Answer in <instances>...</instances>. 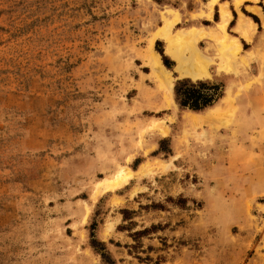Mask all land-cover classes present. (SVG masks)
<instances>
[{
  "label": "rangeland",
  "instance_id": "rangeland-1",
  "mask_svg": "<svg viewBox=\"0 0 264 264\" xmlns=\"http://www.w3.org/2000/svg\"><path fill=\"white\" fill-rule=\"evenodd\" d=\"M217 2L0 0V264H264V206L227 199L197 154L222 141L218 130L185 116L178 135L181 78L234 79L218 110L206 111L214 129L235 132L240 99L253 87L264 92L263 11L245 9L261 27L240 14L253 23L243 53L235 28L227 38L216 24L195 28ZM218 9L220 20L229 9ZM192 51L206 65L200 79L177 71ZM154 53L169 87L152 73ZM251 138L264 139V130ZM171 146L172 157L160 153Z\"/></svg>",
  "mask_w": 264,
  "mask_h": 264
},
{
  "label": "crops",
  "instance_id": "crops-1",
  "mask_svg": "<svg viewBox=\"0 0 264 264\" xmlns=\"http://www.w3.org/2000/svg\"><path fill=\"white\" fill-rule=\"evenodd\" d=\"M202 1L203 4L205 5L206 2H209L210 0L207 1L202 0ZM253 1L254 0H239L240 4L241 2H243L241 5L239 4L240 6L239 5L236 6V2L238 1H235V7L239 6L238 8H235L232 0H218V2L212 7L211 19H208L206 17L203 18L199 17L194 23L195 28L197 29L201 28L206 32L214 28L215 24L219 22V18L215 20L214 15L217 12V16L219 17L218 8L219 6L226 3L227 8L229 9L230 12L226 9H224L223 11H226L230 15V19H231L228 20V22L229 21L230 22L226 30L232 31L239 24H242L243 29L246 32V37L240 35H238L240 38L236 35H230V36L238 38L243 53L248 52L250 48H246L249 46V43L246 42L249 40V35L246 30V23L249 25L250 28H253L254 22L250 17L246 16L243 13V11H245L247 7L249 8L258 7L262 10L260 4H258V6H255L251 3ZM258 1L259 3L263 2V0H258ZM198 11L199 9L196 8V10H194V12H190V14H194V13L198 14L199 13ZM221 13H220V17H221ZM240 14L250 19L253 23L250 20H245V21L241 20ZM253 15L259 19L257 15L255 14ZM254 24L257 25L256 23ZM260 27H261V22H260ZM236 42L239 44L237 40ZM216 75L217 74L214 71L212 72L211 70L210 76L213 79L215 78ZM175 78L180 79L178 78V76H176ZM212 78H207L204 80H209ZM184 79H188V78H184ZM232 82H234L233 78L228 80V83L224 84V88H223L224 94L227 85ZM253 88L254 89H252V91L254 90L255 92H251L249 97H244L240 99L241 103L239 104V110L235 115V122H237L238 124V127L235 129V132H233V128L230 125H227L226 127H219L217 129H214L211 126L213 123L216 124V118L214 116H208L209 118L207 119V121L209 123L204 122L206 111L207 110H211L213 112L217 111L218 110L217 107L218 105L221 104L220 101L224 97L223 95L222 98L213 107H210L204 111L192 112L185 109L180 110L181 114H180V119L178 121V135L181 132V127L186 123L185 119H183L185 118V116H194L195 120H197L199 123L204 125L203 127L206 133H211V131L216 132V130H218V134L220 138H222V141L221 140L218 141L215 139L214 141H212L210 146L207 147L200 146L197 154L200 153L201 155L203 154L204 156H206V158L208 157L206 159V161L208 162V169L214 167L211 170H214V172L216 173L215 177L216 180L218 181V184H216V186L218 185L226 186L224 196H226L227 199L234 200L237 199L238 196H240L239 198H243V199L246 198L249 200L253 199L255 200L256 205L262 207L264 206V139L261 140L259 139L256 141L255 144L252 145L251 137L253 135V132L257 131V129H260L261 131L264 130V92H261V89L259 87H253ZM262 89H264V84ZM199 132L200 131L196 130V134H200ZM170 150L172 155H169L168 157H172L173 153L175 152L173 146L170 147ZM194 150H196V148H194ZM194 150L193 153H195ZM177 151L179 154H181L182 149H177ZM237 153L242 154L241 160L237 158ZM183 157L184 155L182 156V158ZM180 159L181 156L179 155L176 162L180 163ZM237 192H239L240 194H238Z\"/></svg>",
  "mask_w": 264,
  "mask_h": 264
},
{
  "label": "trees",
  "instance_id": "trees-1",
  "mask_svg": "<svg viewBox=\"0 0 264 264\" xmlns=\"http://www.w3.org/2000/svg\"><path fill=\"white\" fill-rule=\"evenodd\" d=\"M260 6L262 7V11L264 13V6L260 3ZM243 13L250 17L254 23H256L260 27V21L259 19L252 15L248 14L245 11ZM235 15V14H234ZM214 19L217 20V12L214 15ZM160 42H156V51L159 53L162 59V63L165 68L168 70H172L174 68V63H172L167 56L164 55V51L162 48H157V46H160ZM224 85H217L213 84L207 81H191L189 79H182L176 81V84L173 88V94L175 97V101L178 104L180 109L189 110L192 112H201L204 111L210 107H213L224 95ZM165 142V140H160V143L162 144ZM162 154H165L166 156L172 155L170 148L165 153L161 152ZM140 163V162H139ZM125 211L122 212L124 220L126 219ZM145 231H142L141 233L145 234ZM137 234V232H136ZM93 237V235H91ZM102 244L103 248L102 251L105 250L104 244Z\"/></svg>",
  "mask_w": 264,
  "mask_h": 264
},
{
  "label": "bare ground",
  "instance_id": "bare-ground-1",
  "mask_svg": "<svg viewBox=\"0 0 264 264\" xmlns=\"http://www.w3.org/2000/svg\"><path fill=\"white\" fill-rule=\"evenodd\" d=\"M239 4H240L239 1L236 2V6L239 5ZM229 19H230V15L226 11H222L220 20H219L218 23H216V26H217L218 30L220 31L221 35H223L225 38H227L225 30H226V27H227ZM235 32L238 35H240V36L246 37V32L243 29V25L242 24H239L235 28ZM178 40L180 41L182 39L179 38V39H176L175 41L178 42ZM231 41H232L231 42L232 45L234 46L233 55H236L238 50H240V45L235 40H231ZM182 42H184V41H182ZM175 43L176 42H174V41H170V42L168 41L169 50L173 51V49L175 47L174 46ZM225 43L226 42H224V41L220 43L223 51H225V50L227 51V49H228ZM190 54H191V56L188 57L187 60H184V63H179L178 64L177 71L180 73V75L187 76V77L193 78V79H199L201 77L206 76L207 75V69H206V65L204 64V62L202 60L203 57L201 56V54H199L196 51H192ZM150 65H151L152 73H153L155 79L159 82V84L161 82L163 85L165 84V85H167L169 87L170 83H169L168 72L161 65L160 60H159V56L157 54L154 53L151 56ZM123 176H124V172L122 171L119 174V176L117 177V181L122 179ZM109 182L111 183V181H109Z\"/></svg>",
  "mask_w": 264,
  "mask_h": 264
}]
</instances>
